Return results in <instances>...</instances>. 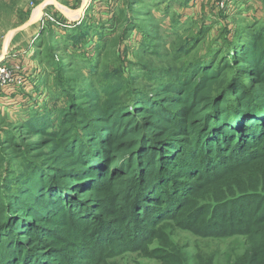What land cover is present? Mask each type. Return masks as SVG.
<instances>
[{
    "label": "trees",
    "instance_id": "1",
    "mask_svg": "<svg viewBox=\"0 0 264 264\" xmlns=\"http://www.w3.org/2000/svg\"><path fill=\"white\" fill-rule=\"evenodd\" d=\"M182 70L157 83L155 95L137 93L139 107L110 98L124 96L123 83L89 88L76 96L90 98L89 105L74 101L64 127L34 125L47 134L58 164H36L46 156L39 151L45 139L19 173H5L0 152V264H56L50 258L66 253L63 236L74 233L64 227L91 220L86 264H129L126 255L136 252L145 258L137 264H264V27L233 57ZM48 165L55 167L49 183L42 169ZM172 227L243 241L223 253L198 246L190 262Z\"/></svg>",
    "mask_w": 264,
    "mask_h": 264
},
{
    "label": "rangeland",
    "instance_id": "2",
    "mask_svg": "<svg viewBox=\"0 0 264 264\" xmlns=\"http://www.w3.org/2000/svg\"><path fill=\"white\" fill-rule=\"evenodd\" d=\"M228 26L235 35L232 40ZM258 26L264 27V0H0V152L8 159L2 162L8 170L5 173L21 172V161L33 157L34 144L42 139L48 144L39 151L46 156L36 164L46 159L53 165L59 163L47 134H38L33 127L44 129L50 123L53 127L48 131L64 127L62 119L70 117L76 103L87 107L91 101L86 96L76 99L78 94L123 83L120 94L124 96L110 98L130 108L139 107L144 100H134L137 93L153 91L155 95L157 83L176 79L183 68L210 67L233 57ZM53 168H42L47 183L53 180ZM55 185L62 184L55 181ZM12 187L17 189V182ZM71 227L73 236L62 239L70 241L66 253L50 258L51 263L89 262L82 258V248L91 246L93 220L64 229ZM171 229L190 262L198 246L223 253L228 245L237 248L243 241L241 236L211 240ZM10 239L5 240L7 246ZM37 239L41 242L40 236ZM12 243L28 245L18 240ZM142 256L136 252L126 258L129 264H137L145 259Z\"/></svg>",
    "mask_w": 264,
    "mask_h": 264
},
{
    "label": "water",
    "instance_id": "3",
    "mask_svg": "<svg viewBox=\"0 0 264 264\" xmlns=\"http://www.w3.org/2000/svg\"><path fill=\"white\" fill-rule=\"evenodd\" d=\"M32 23V22H31ZM30 24V23H29Z\"/></svg>",
    "mask_w": 264,
    "mask_h": 264
}]
</instances>
